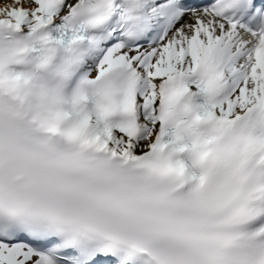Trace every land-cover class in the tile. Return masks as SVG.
I'll use <instances>...</instances> for the list:
<instances>
[{
	"label": "snow or ice",
	"instance_id": "obj_1",
	"mask_svg": "<svg viewBox=\"0 0 264 264\" xmlns=\"http://www.w3.org/2000/svg\"><path fill=\"white\" fill-rule=\"evenodd\" d=\"M0 264H264V0H0Z\"/></svg>",
	"mask_w": 264,
	"mask_h": 264
}]
</instances>
